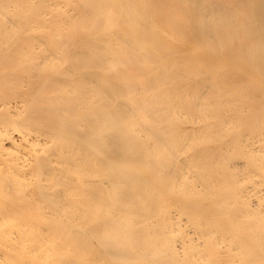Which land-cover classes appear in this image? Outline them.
Returning <instances> with one entry per match:
<instances>
[{"label":"bare ground","instance_id":"obj_1","mask_svg":"<svg viewBox=\"0 0 264 264\" xmlns=\"http://www.w3.org/2000/svg\"><path fill=\"white\" fill-rule=\"evenodd\" d=\"M0 264H264V0H0Z\"/></svg>","mask_w":264,"mask_h":264}]
</instances>
